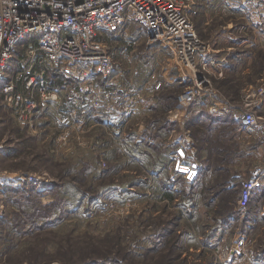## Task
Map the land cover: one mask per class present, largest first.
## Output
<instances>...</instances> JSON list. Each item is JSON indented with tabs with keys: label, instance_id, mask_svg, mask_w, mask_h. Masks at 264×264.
Listing matches in <instances>:
<instances>
[{
	"label": "rangeland",
	"instance_id": "rangeland-1",
	"mask_svg": "<svg viewBox=\"0 0 264 264\" xmlns=\"http://www.w3.org/2000/svg\"><path fill=\"white\" fill-rule=\"evenodd\" d=\"M255 10L229 8L224 0H196L190 11L211 49L208 59L225 67L227 75L216 82L212 73L207 74L213 96L199 99L195 112L207 110L214 97L226 98L236 106L233 117L243 124L237 114L250 108L246 104L251 100L258 102H252V107L261 124L254 128L243 124L244 131L238 130L245 141L241 173L226 168L222 175L211 176L212 181L221 182L204 189L203 199L195 192L188 194L189 186L183 184L185 177L171 154L185 145L202 164L198 152L209 148L218 133L212 134L207 119L202 126H194L191 107L180 100L187 86L173 88L179 93L174 105L165 97L172 90L157 92L155 86L167 67L173 66L166 73L168 78L179 76L174 57L152 49L148 31L129 26L123 37L108 36L118 65L117 75L114 69L113 74L122 90L137 100V108L129 112L123 127L106 131L87 125L63 138L65 127L58 115L64 113L76 121L74 109L63 111L56 106L55 112L36 113L27 125L19 124L11 114H1L0 264H88L92 260H97L95 264H264V185L254 190L246 208L238 206L243 179L264 163V12ZM17 60L15 56L6 80L19 65ZM70 104L75 107L76 103ZM167 118L170 127L163 125ZM219 132L223 134L224 129ZM138 141L151 144L153 158L128 155L129 146ZM109 148L114 150L108 153ZM161 154L168 159L164 172ZM120 162L123 165L113 172L117 166L112 165ZM201 164L196 177L185 180L202 189L209 183L208 176L201 175ZM175 182L185 192L173 196L168 191L171 198H163L162 184ZM217 192L221 200L207 206L208 197ZM194 196L197 205L191 204ZM186 198L188 208L178 205ZM225 200L243 213L226 217L225 229L208 243L202 224L215 216L218 221L225 217L226 211L221 214L229 205ZM176 211L183 220L163 232ZM196 229L202 230L204 235L197 232L201 239H195Z\"/></svg>",
	"mask_w": 264,
	"mask_h": 264
},
{
	"label": "built area",
	"instance_id": "built-area-1",
	"mask_svg": "<svg viewBox=\"0 0 264 264\" xmlns=\"http://www.w3.org/2000/svg\"><path fill=\"white\" fill-rule=\"evenodd\" d=\"M224 2L229 8L242 6L264 12V0ZM195 4L196 0H0V88L5 104L19 124L31 123L39 109L61 101L48 73V68H58L94 107L114 117L129 114L137 108V100L118 85L111 48L98 33L101 26L116 29L133 22L147 29L152 49L173 55L179 76L189 82L180 95L181 104L190 106L195 99L213 92L207 74H214V66L221 65L208 59L211 49L190 14ZM15 56L19 65L6 80ZM160 62H165L164 58ZM216 74L223 76V69L219 67ZM161 85L162 81L155 88ZM252 102L258 104L251 100L246 104L250 108L236 113L248 128L262 122ZM208 109L214 113L237 111L231 100L215 97ZM58 121L65 127L63 138L71 130L83 131L85 126L64 113L58 115ZM171 156L186 180L196 177L200 162L190 156L185 145H179ZM262 185L264 163L243 179L239 208H246L254 190Z\"/></svg>",
	"mask_w": 264,
	"mask_h": 264
},
{
	"label": "trees",
	"instance_id": "trees-1",
	"mask_svg": "<svg viewBox=\"0 0 264 264\" xmlns=\"http://www.w3.org/2000/svg\"><path fill=\"white\" fill-rule=\"evenodd\" d=\"M134 25H137V28H139V26H140L142 29H144V30L147 31V29L145 27L141 26L140 24L133 23V22H129L128 24H126L124 26H121L119 28H116V29H109L106 26H101L100 29H99V33H98V38L101 39L102 41L106 42L110 46L111 51H112V55H113V50H112V46H111L112 43L110 44L108 42L109 41L108 36H110V35H116V36L120 35V37H123V35H124L123 32L125 30H127V28L129 26H130V29H131ZM137 28H135V29H137ZM132 32L134 33V31H132ZM113 58H114V56H113ZM116 63H117V61L114 58V74L117 75L116 70L118 69L117 68L118 65ZM231 68L232 67H230V69ZM218 70H219V68L217 69V72H218ZM48 73H49V77H50V79L52 81V85L60 93L61 101L60 102H50L46 107L41 108V109H39L37 111V116L40 115V114H42V113H44V112H46V111L47 112L48 111H50V112L51 111H54L55 112L56 111V106L58 107L59 110H63V111L64 110L65 111H72L71 109H74V111L76 112V117L78 118L77 120L84 122L85 126L88 125L89 128H92L93 130L103 129V130H106V131H108L111 128L117 129V128L123 127L124 124H126V122L128 121L129 117L131 116V114L130 115L129 114H126L124 116L114 117L110 113H108L107 111L102 110V109H98V108L94 107L91 104V102L89 101V99H87V97L85 96V94L84 93H81L79 91L78 86L74 82L65 79L58 68H48ZM213 78L216 80V82H221V81H224L225 79H227V75H225V76H218L217 74H214V77ZM159 79L162 80V85L158 89L157 92L165 93L166 90H172V92L168 93L165 96L167 100L172 101L171 102L172 105H174L175 103H177V100H178V97H179V93L173 91V88H176V87L179 86V87H181V88L184 89L187 86V84L189 83L188 81H186L181 76H177L176 79L173 80V81H169L164 76H159ZM123 87L125 88V85L124 84H123ZM205 95L203 97L197 98L198 101H197V99H195L192 103H199L200 104L199 99L204 98V97L206 99H210V97H209L210 95L208 93L205 94ZM70 102L76 103L75 104V107L72 106L70 104ZM72 107H74V108H72ZM14 117H15V115H14ZM162 121H165L163 123V125L164 124H167L166 127H170V122H168V118H167V121H166V119H163ZM150 145L151 144L146 143L144 141L134 142V144H132L131 146H129L128 155L131 154V155H133L132 157H136L139 160H142L143 159L142 158V155H144V154H146V156H149V157H152L153 158L154 152H152V150L150 148ZM113 150H114L113 148H109L108 153L112 152ZM202 155H205V152L204 153L202 152ZM202 155L200 157L201 160H202V164L201 163L200 164L202 165V167H204V170H207V169H209L210 162L212 160L208 156H202ZM93 157H95V156H93ZM126 161L127 160H124L123 164ZM161 161H162L161 164L163 166L161 169H163L162 172H164L165 171L164 164H166V162H168V159L165 158L161 154ZM144 163H145V160H144ZM117 164L118 163H115L114 165H112V166H117V167L111 169V170H113V172L116 171L120 166L123 165L122 162H120L118 165ZM145 164L147 165L149 163H145ZM107 171H108V173H110V170H107ZM103 173H105V172H103ZM222 173H223V171L222 172H218L217 170H215V171L212 170L211 175L210 176L208 175V177H207L208 179L206 180V181H208L209 185H206L202 189H201V187H197L195 185L196 183H192V184L188 183V181H186L185 178H181V180L183 181V184L189 186V188L187 189L188 194H190L191 192H195L196 193L195 196L200 200V199H203L204 198V195H202V191L204 189L209 188L211 186V184H214L215 185V182L218 181V180L217 181H212L213 178H211V176L222 175ZM182 174H183V172H182ZM182 176L184 177V174ZM165 178H163V179H165ZM163 179L161 180V182H163ZM178 182H179V180H178ZM218 182H221V181H218ZM173 185H174V188H172ZM162 187H163V192H165V194L163 195V198L165 197L168 200L171 198L170 195H172L168 191H172L173 196H175L176 193L178 195L181 192H185V189H183V187H181L180 185H177L176 182L174 184L163 183L162 184ZM222 189H224V188H222ZM198 190H201V191L198 193ZM220 194H221L220 192L212 193L210 195V197H208V198H211V199H210V201H207L208 204H206V205L207 206H213L214 203L219 202V200H221ZM195 196H194V201L191 202V204H193V205H195V204L197 205V200H196ZM223 203L224 204H228L229 203V205H227V208L225 207V210L223 209L222 212H221V214H223L226 211V213L224 215L225 216L224 217L225 219L223 218L222 220L218 221L216 219V216H215V217H212V219H214L213 221L212 220H210V221L208 220L207 222H204L202 224L203 227H204V229H202V230H205V232H207V234H208L207 235V237H208L207 239L209 240L208 243L212 242V240L215 237H217L218 234L220 235V233H222V231L225 229V227L227 225V222L225 221L226 220V217L227 218H230L232 215L233 216L234 215L235 216L236 215L237 216L240 215L239 213H240L241 210L235 208L234 207V203L232 204L231 202H228L226 200ZM180 204L182 206H184L185 208H188L189 201L186 198V200H184L183 202H181V203L179 202L178 205H180ZM167 205L168 204L166 203V206ZM189 211L190 210H188V212ZM176 213H177V211L175 212V214ZM182 216L183 215L179 213V214H176V215H173L172 217H170L169 220L164 224V227H163L164 230H163V232H165V231H167V230H169L171 228L173 229V227H175V226H178V221H182L183 220L182 219ZM191 217H193V216L191 215ZM194 217H196V214H194ZM231 218H233V217H231ZM202 230L194 231L195 236L194 235H192V236H194L195 239H197V237H199L201 239V237L198 235L197 232L199 231V233H200ZM187 231L189 232V230H187ZM173 233H175V232H173ZM178 233H182V230H180ZM202 233L203 232H201V234ZM202 235H204V234H202ZM165 236H167V235H165ZM96 261L97 260H92L88 264H95Z\"/></svg>",
	"mask_w": 264,
	"mask_h": 264
},
{
	"label": "crops",
	"instance_id": "crops-1",
	"mask_svg": "<svg viewBox=\"0 0 264 264\" xmlns=\"http://www.w3.org/2000/svg\"><path fill=\"white\" fill-rule=\"evenodd\" d=\"M220 68H222L224 71L225 67H222V65H220ZM217 69L218 67L214 66V70H216V73H217ZM166 71L167 72H165L163 76L167 78L169 81L175 80L174 78L176 77H173V75H172V79L166 76V73L170 72V69H166ZM212 76H214V74H212ZM199 106H200L199 103H192L190 105L191 107L190 112H192L191 117L194 120V126L196 127L202 126L204 124V119H207V121H209L207 123L212 128L211 129L212 134L214 135L215 131L218 133V135L215 138L211 139V142H209L211 144L210 147L205 149V151H203V153L205 152V155H202V152H199V157H201V155L208 156L212 160L210 162L209 169L204 170V167H202L203 169H201V175L210 176L212 170L213 171L217 170L218 172H222L226 168H230V170L233 173H241V171L244 169L245 141H243L244 140L243 133L242 134L239 133L238 130L242 129V131H244L245 128L243 124L241 123L240 120L234 118L233 113L230 112L214 113V112H210L208 109L207 110L204 109L202 110V112L199 111V113H197L195 112V109L198 108ZM2 113L3 115L8 113L14 116V114H12L11 110L5 104L3 100V94L0 88V120L2 119L1 116ZM198 115L199 118L196 117ZM222 129H224L223 134L219 132L222 131ZM225 130H228L229 132L231 131L232 133L228 135ZM225 160H229L228 163H226Z\"/></svg>",
	"mask_w": 264,
	"mask_h": 264
}]
</instances>
